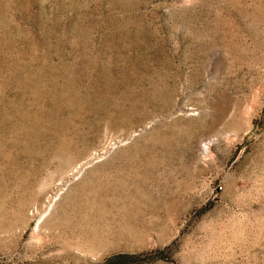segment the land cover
Returning <instances> with one entry per match:
<instances>
[{
    "label": "rangeland",
    "instance_id": "obj_1",
    "mask_svg": "<svg viewBox=\"0 0 264 264\" xmlns=\"http://www.w3.org/2000/svg\"><path fill=\"white\" fill-rule=\"evenodd\" d=\"M264 264V0H0V264Z\"/></svg>",
    "mask_w": 264,
    "mask_h": 264
},
{
    "label": "trees",
    "instance_id": "obj_2",
    "mask_svg": "<svg viewBox=\"0 0 264 264\" xmlns=\"http://www.w3.org/2000/svg\"><path fill=\"white\" fill-rule=\"evenodd\" d=\"M128 257L125 256H119L111 259L108 264H127Z\"/></svg>",
    "mask_w": 264,
    "mask_h": 264
}]
</instances>
